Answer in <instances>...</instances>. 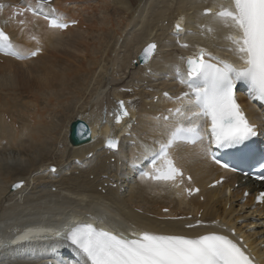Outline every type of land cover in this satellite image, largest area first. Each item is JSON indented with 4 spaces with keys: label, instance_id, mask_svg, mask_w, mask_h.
Returning a JSON list of instances; mask_svg holds the SVG:
<instances>
[{
    "label": "bare ground",
    "instance_id": "1",
    "mask_svg": "<svg viewBox=\"0 0 264 264\" xmlns=\"http://www.w3.org/2000/svg\"><path fill=\"white\" fill-rule=\"evenodd\" d=\"M1 1L5 8L0 13V23L11 34L15 44L25 51L39 48L41 54L25 61H16L8 57L2 58L0 61L2 63L0 69L3 70L0 72V79H8L7 72L19 73L24 81L21 85L26 88L23 89L27 94L32 95L27 97L28 99L24 103H21L19 100L22 99V95L19 99V95L14 94L13 101L9 102L12 96L8 100L7 96L0 94V205L9 203V205L5 204V207H0L4 209L2 218L0 217V234L3 232V237L15 234L13 240L8 242L10 245L5 248L0 247V264L6 261H8L6 264H10L11 259L22 255L30 258L32 254L37 256L36 261H26L30 259L23 258L13 264H40L43 262L45 251L40 250V247L46 246L55 252L63 250L64 257L74 253L70 248H65L60 240L50 241L44 246L45 243L42 244L44 240L39 237L45 229H48V226H52L53 221H57L53 220L58 219L52 217L53 213L60 215L61 219L65 218L62 216L65 212L64 204L74 205V209L76 208V214L70 215L71 220L74 218L92 220L94 212L86 215H81V210L77 212V207L81 205L79 203L85 202L86 196L95 198L94 206L101 209L107 208L108 210L105 209L107 213H105L108 217V213L112 209L111 213H114L111 214L112 216L123 215V218L120 217L122 221L124 217L133 221L131 227L136 226L137 232L141 230L176 232L175 230L181 224L189 223L191 220L185 218L181 221H170L159 220V218L179 217L187 214L196 216L198 210L202 209V216L205 220H219V226H230L241 232L252 253L261 264H264V250L259 247L260 244L256 243L257 239L253 238V234L250 235L246 229L244 230L245 226L255 221L247 219L244 220L242 226L237 227V219L242 217L238 213L234 215L238 209H234L233 204H239L237 199L241 198L245 186L241 185L238 189H233L229 196L224 195V190L240 179L229 176L223 186L206 189V184L221 176L222 171L212 164L207 155H204L199 148L181 147L174 152L177 164L192 176L193 183L189 186L196 184L202 189L199 195L189 200L183 197L179 188L163 187L144 181L140 177L135 179L129 175L134 155L139 157L141 154L140 144H150L151 140L159 135L158 131H154L157 128V122L152 117L164 112L169 106L173 107L171 102L161 96V91L168 88L173 90L175 95L179 93L177 90L179 86L175 82V74L171 66L180 63L181 56L186 57L195 51V47L183 49L176 43L177 37L173 34L174 25L183 17V26L193 35L181 34L179 38L182 42L186 41L193 46H206V48L215 51L217 55L227 57L226 52L221 51V48L227 43L224 39L227 29H222L218 24L213 23L212 26L217 29L213 34L215 38L199 35L198 25L211 22V18L202 16L201 11L205 7H212L214 0H53L51 5L57 13L64 16L65 21H77L76 26L68 27L61 32L47 29L46 22L27 14L26 25L21 31V25L9 20L6 15L8 7L20 0ZM31 2L34 3L35 0H31ZM170 2H174L172 3L174 4L173 8ZM118 3L120 5L116 6ZM37 7L43 11L49 8L47 5H37ZM83 25H85V29H82ZM33 36L39 43L32 39ZM149 42H155L158 45L155 57L148 65L135 64L138 52ZM118 46L123 48L121 56L116 55L114 51ZM167 51L169 52L168 57L165 55ZM160 54L163 56L162 58ZM107 60H116L118 64L124 66L132 61L131 65L142 71V74L136 76V81H139L144 75L148 76L145 71L148 67H151L153 73L160 71L162 76L169 74L172 81L161 86L163 88L160 89L153 85V80H148V87L145 88L151 90L153 87L149 94L151 97L158 95L157 101L156 103L147 101L146 97L148 96L145 95L144 88L141 89L142 104L136 113L132 111L131 117L136 120V124L132 123L131 128L127 127L126 122V127L124 125L113 126L111 120L101 112L103 110L101 102L91 100L88 106L80 102V96L88 90L92 78L99 79L96 91L100 88H107L110 78H120L114 71V67L108 68L104 65ZM21 66H26L27 69L22 70ZM106 75L108 79H106ZM9 80L8 82H10ZM12 81L16 83L17 80L13 78ZM149 83H152V86H149ZM5 86V90H7V84ZM2 87L4 88V85ZM18 90L24 92L22 89ZM137 91L139 92V90ZM10 92H13L12 89ZM1 93L5 94V91H1ZM121 93L129 94L128 91ZM115 95L114 101L117 99ZM125 98L127 102L130 99L127 96ZM241 98L244 100L245 111L251 120L257 123L256 120L264 119L257 106L243 97ZM133 101H136V97ZM147 105L149 106L147 107ZM18 106L20 109L17 110V117L21 120V124L15 128L16 119L12 112H7V110ZM114 108L115 103L111 109ZM17 111L15 110V115ZM76 119L85 120L91 126L93 134L97 137L93 142L82 146H70L67 139L68 127ZM103 120H107L108 123H102ZM125 131L129 132V137L124 135ZM63 133L65 134L64 139ZM107 135L114 136L119 140L118 149L110 152L109 155L106 150H103L102 153L97 149L98 146L102 147ZM129 141L136 143L129 144ZM62 142L67 143L71 148L67 154L63 151L60 152L61 154L58 153L60 155L58 162H50L52 150ZM92 152V157L86 158V154ZM111 157L112 160L114 158L113 164L109 162ZM75 158L80 161L81 165L84 164V167L75 164ZM140 161L138 160L137 163ZM50 166L56 168V172L48 171ZM70 169L79 170L80 175L78 172V176L67 174ZM65 171L67 172L65 173ZM105 174L108 175V179H102L101 176ZM18 181H23L21 187L12 191L11 185ZM119 181V187L111 188L107 185L109 182L117 184ZM50 185L55 186L48 188ZM99 186L101 189H105L104 194L97 190ZM121 188L123 192H120ZM261 188H264V183L261 184ZM34 189L43 192L39 198H33L34 195H30ZM26 194H29L27 196L28 204H30V200L42 201L47 198L49 202L55 200L59 204L50 212L48 209L52 207V204L44 207L31 203L32 205L19 209L21 205L15 204V201H20L21 197L23 196V199ZM221 194L223 195L221 196ZM201 196L204 201L199 200ZM236 200L237 202H235ZM227 203L230 207L229 211L224 209L220 211V205L224 207ZM89 204L91 203L89 202ZM250 204L251 200H248L243 206ZM88 207L86 208L88 209ZM83 208L84 206L81 207V209ZM163 208H168L169 211L162 213ZM27 209H29V213H27ZM23 210H26V213ZM88 210L82 211L88 213ZM22 211L24 213L20 215ZM69 211L72 212V210ZM255 211L264 213V203L262 207L256 208L252 212ZM73 212L75 213V210ZM0 213L2 212L0 211ZM15 221L19 222V227H16ZM112 225L110 222L101 223V226L105 228L116 230L117 227H112ZM118 229L122 231L120 228ZM198 232L200 231L196 230L193 234ZM26 235L31 238H21ZM6 248L11 250L5 252Z\"/></svg>",
    "mask_w": 264,
    "mask_h": 264
},
{
    "label": "snow or ice",
    "instance_id": "2",
    "mask_svg": "<svg viewBox=\"0 0 264 264\" xmlns=\"http://www.w3.org/2000/svg\"><path fill=\"white\" fill-rule=\"evenodd\" d=\"M26 12L37 15L35 9L29 7L19 9L14 16L23 17ZM202 16L210 17L211 22L198 25L199 35L215 38L213 34L217 29L212 26L213 23L227 29L224 36L227 43L221 51L230 53L238 63L215 55L206 47L182 42L179 38L181 34L192 35L183 26V17L174 25L176 43L183 49L195 47L192 54L181 56L180 63L171 66L175 78L187 90L176 96L167 92L163 94L173 107L152 117L157 122L154 131H158L159 135L150 144L141 143L140 156L134 155L133 158V166L138 160H149L150 167L142 172L141 178L163 187L181 188L186 179L191 182V177L185 176L174 155L181 147L200 148L212 155V146L233 148L260 134V126L250 122L237 102L236 90L242 82L247 86L250 99L264 103V0H214L212 7L203 9ZM43 19L50 29L69 26L55 8L43 13ZM17 23L23 31L26 21L21 18ZM32 39L39 43L35 36ZM157 49L155 42L148 43L140 54V60L148 65ZM39 50H22L0 29V54L25 60L36 56ZM146 74L156 75L151 67H148ZM117 103L114 112L107 113L106 110V115L114 116L116 124L127 117V127L131 128L133 120L125 102ZM102 123L108 121L103 120ZM118 145L116 137L110 135L106 138L108 149L117 150ZM260 168L264 169V164H260ZM51 170L55 171V168ZM22 183L14 184L13 188L21 187ZM183 191L191 196L199 189L184 187ZM257 200L264 202V193ZM202 224L197 220L196 224L188 223L185 227L192 229ZM230 231L234 237L235 230ZM52 235L68 242L67 246L73 249L77 257L75 264H256L242 238L233 239L217 232L188 236L144 230L125 234L97 227L93 223L76 222L69 225L66 231H54ZM21 238L31 237L26 235ZM0 247H7V244L0 242Z\"/></svg>",
    "mask_w": 264,
    "mask_h": 264
},
{
    "label": "rangeland",
    "instance_id": "3",
    "mask_svg": "<svg viewBox=\"0 0 264 264\" xmlns=\"http://www.w3.org/2000/svg\"><path fill=\"white\" fill-rule=\"evenodd\" d=\"M172 3H174V2H170V5H172V8H173V6H174V4H172ZM120 4L118 3V4H116V6H119ZM99 16H102V14H99ZM165 23H166V21H165ZM82 29H85V25H83L82 26ZM193 35V34H192ZM192 35H190V36H192ZM193 38V37H192ZM166 49H169V48H166ZM123 48H122V46H118L114 51H115V54L117 55V54H119L120 56L122 55V53H123ZM162 55L164 54L163 52L161 53ZM160 54V56H161V58L163 57L162 55ZM165 55L168 57L169 56V52L167 51L166 53H165ZM132 62V61H131ZM131 62H129V63H127V66H124L123 64H118L117 63V61L116 60H107V61H105L104 62V65L105 66H107L108 68H112V67H114V71L119 75V79H113V78H110L109 79V84L107 85V88H100L98 91H96V87L99 85L98 84V80L99 79H95V78H92L91 79V85L89 84V87H88V90L87 91H85V94H83L82 96H80L81 98H80V102L82 103V104H85V105H87L88 106V104H89V101H91V100H94L93 102H95V100L96 101H98V102H101L102 103V106H103V110L101 111V112H106V110H110L111 108H112V106H113V103H112V100H114V92H115V90H116V95L115 96H117L116 98L118 99V98H120L119 96L121 95V96H127V97H129L130 99H129V103H130V105L132 106V110H134L133 112H137L138 110H139V106L142 104V91H141V89L142 88H144L143 90L145 91V95L146 96H148V97H146L147 99V101L148 100H150V101H153V103H156V95H155V97L154 98H152V100H151V95L149 94L150 93V91L153 89V87H152V89L151 90H149V89H146L145 87L147 86L148 87V84H147V82H148V80H153V85L154 86H158V87H160V89L161 88H163V87H161V86H163V85H166V84H169L170 83V80H168V79H170L169 77V74H164V76H162V74L161 75H159V73L157 74V73H155L156 75H150V74H148V76H145L144 75V77L143 78H141L139 81H136L135 80V78H136V76H138V75H140V74H142V71H139V70H137V69H135L134 68V66H132L131 65ZM0 64H2L1 62H0ZM24 67V68H23ZM21 68H22V70H26L27 69V67L26 66H21ZM1 71H3V70H1L0 69V72ZM125 72V73H124ZM160 72V71H159ZM9 76H8V75ZM16 75V76H15ZM160 76H162V78L160 77ZM6 77H8V79L6 80L5 78H1L0 79V88L2 89L1 91L3 92V91H5V94H3V93H1V91H0V94H1V96H7L8 97V100L11 98L10 96H12V99H10L9 100V102H12L13 101V97H14V94H18L19 96V99H21V100H19L21 103H24L28 98H29V96H32V95H30V94H27L26 93V91L24 90V89H26L25 88V86H22L23 84H22V82L24 83V81H23V79L21 78V76H19V73H13V72H7L6 73ZM10 77V78H9ZM15 77H17V78H15ZM20 77V78H19ZM163 77H167V78H165V80H163ZM13 78L14 79H16L17 81H16V83H14L12 80H13ZM98 78V77H97ZM3 79V80H2ZM10 79V80H9ZM22 79V80H21ZM106 79H108V76L106 75ZM8 80L10 81V82H8ZM2 81H3V83H2ZM6 81V82H5ZM5 82V83H4ZM12 83H13V85H12ZM5 84H7V90H5V88H6V86H5ZM10 84V85H9ZM15 84V85H14ZM17 84V85H16ZM22 84V85H21ZM94 84V85H93ZM98 84V85H97ZM147 84V85H146ZM4 85V88L2 87V86ZM96 85V86H95ZM13 86V87H12ZM149 86H152V83H149ZM10 87V88H9ZM24 88V89H23ZM11 89H12V91L13 92H10L11 91ZM15 89V90H14ZM18 89H22V90H24V92L23 91H21V90H18ZM109 89V90H108ZM9 90V91H8ZM137 90H139V92L137 91ZM6 91H8V92H6ZM17 91V92H16ZM18 91H20V92H18ZM96 91V92H95ZM123 91H128L129 92V94L128 95H126L125 93H121V92H123ZM15 92V93H14ZM22 92H23V94H22ZM107 92V93H106ZM130 92H132V93H130ZM135 92V93H134ZM13 94V95H12ZM17 94H16V96H17ZM96 94V95H95ZM148 94V95H147ZM22 95V96H21ZM27 95V96H26ZM20 96H21V98H20ZM24 96V97H23ZM28 97V98H27ZM134 97H136V99H137V101H133V99H134ZM23 98H25L24 100H23ZM114 103H115V101H114ZM10 105H12L11 103H10ZM90 105V104H89ZM149 105H147V107H148ZM20 106H18L17 108H14V107H12L11 109H9V110H7V112L9 111L10 113L12 112V114H13V116L15 117V119H16V124H15V128H17V126H20V124H21V120L20 119H18V117H17V115H18V111H19V108ZM15 110L17 111L16 112V115H15ZM31 115V114H30ZM19 120V121H18ZM68 133V132H67ZM62 136H63V139L65 138V134L63 133L62 134ZM67 142V141H66ZM131 144V143H130ZM65 146V147H64ZM71 147H69V145H67V143H65V142H62L61 144H59V145H57L56 146V148H54L52 151H53V153H52V155H50V162H52V161H59L60 159H58V158H60V155L59 154H61L60 152L61 151H63L65 154H67V151H69V149H70ZM59 149V150H58ZM62 149V150H61ZM68 149V150H67ZM97 149L98 150H100V146H98L97 147ZM57 150V151H56ZM62 152V153H63ZM71 152V151H70ZM59 153V154H58ZM90 154H92L93 155V152L92 153H87L86 154V158H88V156L89 157H91L92 155H90ZM72 159V157L70 158V160ZM113 160H114V158H113ZM57 161V162H58ZM108 161V160H107ZM112 161V157L110 158V161L109 162H111ZM107 163V162H106ZM112 164L114 163V161L113 162H111ZM82 167H84V165H82ZM68 171V170H67ZM67 171H65V173L67 172ZM70 172H67V174L68 173H70V174H73V175H75V176H78V174H77V172L79 171H77V170H69ZM75 172H76V174H75ZM79 173V172H78ZM79 175H80V173H79ZM105 176V175H104ZM59 177V176H58ZM57 178V177H56ZM92 179V178H91ZM72 184V183H71ZM53 187L55 186V185H52ZM51 185L48 187V188H53ZM69 187V186H68ZM113 188V187H112ZM97 190L100 192V190H101V192H102V194H104L103 192H105L104 190L105 189H101L100 188V186L99 187H97ZM42 193L43 192H41V191H38V189H34L33 191H32V193L30 194V195H34L33 196V198H39L41 195H42ZM29 194H26V195H24V198L22 199V197H21V199H20V201L21 200H23V201H18L17 200V202L15 201V204H17V203H19L21 206H19V209L20 208H24V207H26V206H28V205H32L33 203H35L36 205H38V206H48V204H52V207L50 208V209H48V212H50L51 210H54V207H56L59 203L58 202H55V200H52L51 202H49L48 201V198L47 199H44V200H40V201H32V200H30L31 202H29L30 204H28L27 203V200H28V198H27V196H28ZM36 195V196H35ZM39 195V196H38ZM223 194H221V196H222ZM226 196H229V194L228 195H226ZM32 198V199H33ZM74 198V197H73ZM87 198H88V200H87ZM87 201H86V200ZM84 199V201L85 202H81V203H79V207H77V212H79L80 210H81V212H82V215H85V214H88V213H90L91 211H92V209L94 210V208H98L97 206H94L95 205V202H96V200H94L95 198L93 197V196H86V198ZM237 200H239V199H237ZM237 200L235 201V202H237ZM91 201H94V202H91ZM89 202L91 203V204H89ZM23 203V204H22ZM32 203V204H31ZM83 203H85L84 205H83ZM92 203H94L93 205H92ZM244 202H242L241 204H243ZM6 205L8 204L9 205V203H5ZM5 204H3V206L5 207ZM14 204V203H13ZM24 204H25V206H24ZM27 204V205H26ZM96 205H98V204H96ZM3 206H1L0 205V207H3ZM64 206H65V209H64V214L62 215V216H64V217H66V216H72V215H75L76 214V208L74 209V205H71V206H67V204H64ZM67 206V207H66ZM84 206V208L83 209H81V207H83ZM87 206H89L88 207V209L86 208ZM94 206V207H93ZM103 206V205H102ZM229 205L228 204H226L224 207H222V205H220V211H223V209L225 210V211H229V207H228ZM68 207H71L70 209L68 208ZM93 207V208H92ZM188 207V206H187ZM237 207V205L236 206H234V209H239V207L238 208H236ZM246 207L247 206H245V208L241 211V214L240 215H245L246 213H245V211H247V209H246ZM91 208V209H90ZM103 208V207H102ZM113 208V207H112ZM2 209V210H1ZM79 209V210H78ZM88 210V213L87 212H85V211H82V210ZM104 209V208H103ZM102 209V210H103ZM106 210H108L107 208H105ZM105 209L103 210V211H105ZM3 208H0V211L2 212V213H0V217L2 218V214H3ZM28 210L29 209H27V213H29L28 212ZM69 210H72V212L71 211H69ZM75 210V213L73 212ZM112 210V209H111ZM111 210H110V213H108L109 214V217L107 216V212L105 213L104 212V214H106V219L105 220H110V219H112V215L114 214V213H111ZM25 213H26V210H23ZM21 212L20 213V215H22V213H24V212ZM69 211V212H68ZM90 211V212H89ZM259 211V210H258ZM84 212V213H83ZM242 212H243V214H242ZM257 211H255V212H253V213H256ZM74 213V214H73ZM259 212H257L256 214H253L254 216H259V218H260V221L259 220H257L256 222L257 223H259V224H257L258 225V227H255V228H253V229H251L252 227H248V226H251V225H253V227H254V223H251V224H249L248 226H245L244 227V230L246 229V231H247V227H248V230H250L249 231V233H251V234H253V236H263L264 235V213L262 212V213H259ZM112 214V215H111ZM54 216V218H58L59 219V216L60 215H55L54 213H53V215H52V217ZM70 216V217H71ZM111 216V217H110ZM123 215H119V217H117L118 219H120L121 221H122V217ZM120 217H122V218H120ZM0 218V219H1ZM61 218V217H60ZM251 218V217H250ZM58 219H53V220H58ZM249 220V219H248ZM111 221V220H110ZM124 221H128V222H130L128 219H126L125 217H124V220H123V222ZM250 221V220H249ZM238 222H240V221H238ZM239 224H244V223H242V222H240ZM11 230V229H10ZM253 231V232H252ZM13 232H15V231H13ZM20 232V231H19ZM4 233L2 232V234H0V235H3ZM254 238V237H253ZM255 239H257V241H256V243L257 244H259V242L260 243H262L264 240H262V239H259V238H255ZM259 239V240H258ZM262 240V241H261ZM259 241V242H258ZM262 246H264V242L262 243ZM17 260V259H16ZM19 260H21V259H18L17 261H19ZM17 261H14V262H17ZM24 261V260H23ZM26 261H31V260H26ZM17 264V263H16Z\"/></svg>",
    "mask_w": 264,
    "mask_h": 264
},
{
    "label": "water",
    "instance_id": "4",
    "mask_svg": "<svg viewBox=\"0 0 264 264\" xmlns=\"http://www.w3.org/2000/svg\"><path fill=\"white\" fill-rule=\"evenodd\" d=\"M140 54L138 56V59H139L140 63H143L140 60ZM89 133H91V132H90V129L88 128V126L86 125V123L83 122L81 119H76L75 121H73L69 125L68 137H67L68 142L70 143L71 146H79V145L89 143L92 140V137H91V135H89ZM13 185L11 186L12 190L15 189V188H13Z\"/></svg>",
    "mask_w": 264,
    "mask_h": 264
}]
</instances>
